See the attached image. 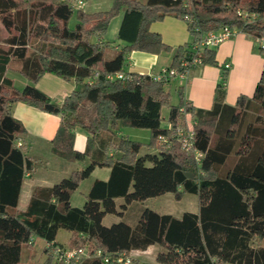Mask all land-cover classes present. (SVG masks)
Masks as SVG:
<instances>
[{"label":"trees","instance_id":"16d2710c","mask_svg":"<svg viewBox=\"0 0 264 264\" xmlns=\"http://www.w3.org/2000/svg\"><path fill=\"white\" fill-rule=\"evenodd\" d=\"M74 1L0 0V25L8 35L0 45V264H27L22 254L33 238L57 245L63 230L71 234L68 248L91 253L130 255L159 245L165 251L158 264H264V247L258 245L264 240V71L252 98L241 96L228 106L219 86L213 108L206 111L185 104L181 88L180 104L173 106L167 81L124 70L129 53L172 52L150 31L167 17L185 21L194 39L177 49L170 70L183 72L181 62L196 57L194 46L225 27L264 42V0H113L110 11L94 14L74 10ZM124 8L119 39L127 46L107 59L110 45L92 39L104 36ZM75 14L77 24L71 28ZM202 66L218 67L215 49L202 50ZM8 70L32 83L53 75L75 82L76 90L57 105L36 86L18 90ZM119 73L127 79H108ZM14 103L61 117L54 154L67 161L90 160L86 169L55 186L36 187L25 209H19V199L34 162L16 147L26 130L11 113ZM183 107L195 118L200 167L176 139L168 149L159 146L160 136L175 135ZM164 108L170 110L169 130L162 128ZM251 111L256 116L249 121ZM77 128L89 134L84 153L74 149ZM122 128L149 130L151 142L119 137ZM144 148L159 153L140 156ZM105 167L111 169L109 181H96L85 206L73 208L70 200L81 183ZM166 194L178 201L196 195L199 213L177 218L144 209L136 223L125 221L137 203ZM108 215L122 221L107 227ZM43 264H55L53 256ZM72 264L105 263L93 258Z\"/></svg>","mask_w":264,"mask_h":264},{"label":"crops","instance_id":"0c3cea01","mask_svg":"<svg viewBox=\"0 0 264 264\" xmlns=\"http://www.w3.org/2000/svg\"><path fill=\"white\" fill-rule=\"evenodd\" d=\"M80 1L82 0L73 2L74 10H82L88 14L110 11L114 2L113 0H90L82 1L83 3L79 5ZM141 1L144 4L148 2V0ZM125 11V8L122 9L120 16L111 22L104 36L92 39L93 43H108L110 45L111 49L106 54L107 59L113 58L117 52L127 46L126 42L119 39V31ZM150 31L159 34L164 43L172 48V52L162 53L159 56L137 51L129 53L126 56L124 67L126 73L145 74L154 78L165 76L166 72L171 69L177 49L185 44L191 45L194 41L188 30L187 23L174 17H167L161 22L153 23L150 26ZM263 46V41L255 40L247 34L238 32L236 36L215 49L218 67L196 66L190 70L186 77H168L166 89L171 95L173 90L178 95V101L174 103L172 99V105L178 106L180 104L178 92L180 88L182 89L184 103L190 104L195 110H211L219 86H223L225 89V104L228 106L234 107L241 96L252 98L264 71V55L261 54ZM226 65H230L229 70L226 69ZM9 71L6 76L14 82L15 87L17 81H20L23 84L22 86H24L22 89L16 87L18 90L22 91L29 85L36 86L57 105H61L76 90L75 82H65L53 75H46L37 83H32L27 78L21 80L17 77H10ZM226 75L227 78L225 79ZM164 112H167V115H164ZM11 113L26 130V133L17 141L16 147L20 148L24 155L34 162L33 172L26 176L19 199V209H25L36 187H53L68 178L73 172L86 169L90 165V160L67 161L54 154L52 141L60 127L61 117L45 113L24 103L12 104ZM169 116L170 110L164 108L162 110V128L168 130L172 129ZM180 124L181 126L194 127L195 118L188 113L186 116L181 117ZM125 131V129H120L117 135L130 139L129 135H125ZM88 138L89 134L85 130L77 128L75 130L74 149L84 153L87 148ZM19 143L22 144L21 147L18 146ZM158 153L157 149L144 148L140 156L156 155ZM110 175V168H96L72 195L71 206L82 209L87 202V195L93 184L96 181H109ZM117 202L119 205L123 204V200H118ZM199 211L200 205L198 210L189 213L198 214ZM156 212L159 213V211ZM182 215L172 216L181 218ZM110 216L113 217V220L110 219L108 221L110 225H107L106 221ZM121 221L122 219L118 216L108 215L104 218L103 224L109 227ZM60 233L61 231L58 233L56 244L68 248L71 234L68 232L67 238L62 243L59 241ZM40 245H42L41 249ZM260 246L264 247V245ZM46 250L47 243L45 241L33 238L31 245L24 248L22 260L27 264H43L50 254ZM163 251H165L163 247L155 245L145 251H133L130 256L135 255V257L146 259L153 254L154 260L152 263L158 264V255Z\"/></svg>","mask_w":264,"mask_h":264},{"label":"built area","instance_id":"2783aa9c","mask_svg":"<svg viewBox=\"0 0 264 264\" xmlns=\"http://www.w3.org/2000/svg\"><path fill=\"white\" fill-rule=\"evenodd\" d=\"M83 2L80 1L79 5H81ZM244 15V14H243ZM246 18L249 17L250 19H256V15H244ZM239 31L236 29H231L228 27H225L217 32H210L206 34L203 39L200 41L199 44L194 46L193 51L196 52V57L192 61L183 60L181 62V68L183 69V72H179L178 70H169L166 72L165 76H161L159 78H156L157 80H165L167 81L168 77H174V76H180V77H186L187 74L190 72V70L196 66H202V50L205 48L209 49H217L219 48L224 42L230 40ZM227 70L230 69V65L225 66ZM99 74H96V77H98ZM109 80L115 81V80H125L127 79V75L124 73H119L116 75H110L108 77ZM181 115L186 116L188 112L183 107L181 110ZM176 139L180 144L182 149L185 152L193 153L195 157V161L197 165L200 167V164L203 159V154L198 152L195 149V131L194 127H188V126H181L178 125L176 128V133L172 138H168L166 136H160L158 139L159 146L163 148H170L172 146V140ZM19 147L22 146L21 143L18 144ZM47 249L50 252V254L53 256L54 263L55 264H72V263H78L82 260L86 259H93V258H99L102 259V261L105 264H134L133 258L126 253L121 254H104L102 251L98 250L94 253H91L88 249H70L65 248L58 245H47Z\"/></svg>","mask_w":264,"mask_h":264},{"label":"rangeland","instance_id":"374dc122","mask_svg":"<svg viewBox=\"0 0 264 264\" xmlns=\"http://www.w3.org/2000/svg\"><path fill=\"white\" fill-rule=\"evenodd\" d=\"M77 24V19H76V14L70 21V27L74 28ZM7 33L4 30V28L0 25V45L3 42V40L7 37ZM10 77H17L20 78L21 80H25V77H19L22 75H18L19 73H15L13 70L9 71ZM63 82V81H61ZM23 84L20 83V81L16 82V87L19 89H22ZM172 99L173 102L176 103L178 101V95L175 94L174 90L172 93ZM164 115H167V112H164ZM256 114L254 112H249L248 120L251 121L255 118ZM166 124V122H165ZM125 129V135H129L130 139L133 141H137L139 143H144V145H148L151 142V132L149 130H141V129H134V128H122ZM199 199L196 195H190L186 194L183 196V199L178 201L176 200L172 194L169 195H163L161 197H157L154 199H149L145 202L142 203H137L134 205L131 210L129 211L130 213L126 216L125 221L132 225L133 223H136L138 221V218L140 216V212L143 211L144 209H151V210H156L159 211L161 214H170V215H182L184 212H194L199 209ZM112 219L113 217H109L107 219L106 224H108V221ZM110 227V226H109ZM67 231H61L60 236H59V241L64 242L65 239L67 238ZM258 245H264V240L258 243ZM40 249L42 248V245L39 246ZM150 256V255H149ZM134 260V264H153V254H151L150 257L146 259H141L140 257H135L131 256Z\"/></svg>","mask_w":264,"mask_h":264}]
</instances>
